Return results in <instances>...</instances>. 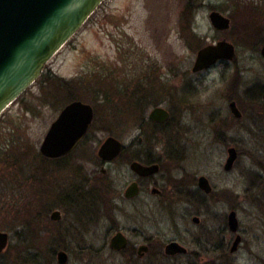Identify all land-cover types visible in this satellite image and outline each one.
Masks as SVG:
<instances>
[{
  "label": "rangeland",
  "instance_id": "374dc122",
  "mask_svg": "<svg viewBox=\"0 0 264 264\" xmlns=\"http://www.w3.org/2000/svg\"><path fill=\"white\" fill-rule=\"evenodd\" d=\"M212 9L230 18L229 30L211 25L207 15ZM84 22L43 65L34 83L0 114V231L9 234L0 264H57L52 251L61 246L69 255L66 264H127L120 254L100 249L104 236L99 222L89 223L84 243L73 234L62 242L40 239L38 247L21 238L32 230L26 221L27 211H32L28 205L41 224L50 227L45 212L34 208L35 179L68 188L83 177L102 178L97 145L112 135L129 146L137 134L140 110L130 111L115 91L125 87L127 94L140 83L151 86L154 100L145 116L155 104L171 111L172 120L160 133L178 159L169 173L184 183L181 199L156 208L142 227L161 239L182 238L188 253L149 254L130 264H264V108L262 94L257 100L247 94L249 87L264 86V59L259 55L264 45L259 44L264 40V0H102ZM222 38L234 45V58L192 71L198 47ZM59 77L73 82L75 94L97 112L83 142L69 157L55 161L45 159L38 148L68 103ZM105 92L109 101L102 100ZM230 100L237 102L241 118L231 114ZM230 146L237 158L232 169L224 171ZM104 167L116 187L124 188L130 180L123 158ZM199 175L208 178L210 195L196 192ZM231 210L238 221L236 233L226 223ZM196 214L200 225L192 221ZM118 218L124 227L139 224L134 217ZM61 221L59 228L68 223L64 217ZM198 232L203 235L199 245L194 240ZM236 234L240 242L231 252ZM82 244L93 248L81 254ZM98 248L102 251L96 252Z\"/></svg>",
  "mask_w": 264,
  "mask_h": 264
},
{
  "label": "water",
  "instance_id": "95a60500",
  "mask_svg": "<svg viewBox=\"0 0 264 264\" xmlns=\"http://www.w3.org/2000/svg\"><path fill=\"white\" fill-rule=\"evenodd\" d=\"M102 0H0V114L17 97L41 75L43 68L57 51L66 43L84 21L101 4ZM212 25L218 30H225L230 26V19L217 10L208 15ZM235 54L234 45L226 40L218 41L201 47L197 51L192 71L206 69L221 59L231 60ZM264 59V45L260 47V54ZM264 103V93L261 96ZM231 112L241 117L235 102L230 103ZM93 107L82 100H72L64 105L55 120L48 127L38 148L40 153L49 158H56L68 154L86 135L93 118ZM169 113L161 106L152 108L148 118L155 122H164ZM122 142L112 135H108L98 145L97 156L103 160H111L119 154ZM237 151L233 146L227 148V158L223 165L224 171L231 170ZM131 168L145 174L155 171L157 167H145L133 162ZM206 192L210 186L204 175L197 182ZM135 191L134 184L128 187L126 195ZM58 217V212L51 214ZM194 222L198 217L192 218ZM227 223L232 231H237L238 221L236 213L231 210ZM121 233L115 234L110 240V247L119 250L125 246L126 240ZM9 234L0 231V254L6 249ZM240 241L237 235L232 243L234 251ZM165 247L166 255L184 253L186 248L177 242H170ZM175 256V255H174ZM67 254L57 253V263L64 264Z\"/></svg>",
  "mask_w": 264,
  "mask_h": 264
},
{
  "label": "flooded vegetation",
  "instance_id": "af4514ba",
  "mask_svg": "<svg viewBox=\"0 0 264 264\" xmlns=\"http://www.w3.org/2000/svg\"><path fill=\"white\" fill-rule=\"evenodd\" d=\"M213 10L216 9H212L211 11ZM230 27H231V20H230V26L225 30H218L215 27L214 28L218 31H227L230 29ZM223 39L226 40V38H222L220 40H217L215 43ZM215 43H210V44H215ZM206 45H203L201 47H204ZM201 47H198V50L201 49ZM221 60H228V58ZM263 93L264 90L262 92V95ZM231 102H235L236 107L238 108L237 102L235 100L229 101L228 103L229 108ZM144 104L145 103L143 102L141 103L138 102L137 103L138 106L136 107L142 113H144L147 107L150 106L147 105V103L145 105ZM262 104H263L262 107L264 108L263 101ZM156 106H161L167 110V112L169 113V117L166 121L155 122L148 118V114L150 110ZM150 110L149 112H147L146 116L144 113V115L140 117L141 119L139 120V122H137L135 128L137 134H135L134 138L131 139V143L128 144L129 145L128 147L123 145L122 143L121 144L122 147L119 154L116 155L111 160H103L99 156H96L99 158L101 163V165L99 166L100 167L99 172H101V174L103 175L101 176L102 178L93 175L90 179L86 177L83 178L80 177L81 181L77 183V185H73L68 188L64 186L52 187L50 180L46 179L48 181L47 182L43 178L41 180L40 178L35 179V185L37 186L36 189L38 190L35 192L34 208L37 209V211L45 212L43 218H45V220H48V223L50 224L49 227L50 229H49L47 226H45L44 223L42 225L41 224L42 219H40L39 216L38 217L36 216V227L34 233L38 237L37 238L38 240L40 239L50 240L53 237L54 239H57L58 241L62 242L65 241V237L67 235L73 234L75 235V237H77V240H81V242L84 243L86 241H84L83 239L85 238L84 235H86L87 233L89 223L92 222L98 224L99 222V224L102 223L101 229H103V236H104L103 238L104 245L100 249L107 248L112 254L114 253L120 254L124 262H126L127 264L144 260L145 257H147L149 254L150 255L164 254L165 256H170V255H166L165 247H164L170 242H177L182 246H184L183 243L184 240L182 238L173 237L169 239H161L160 237H158L159 235H148L147 229L142 227L143 222L151 220L153 211L156 208L177 203L178 200L181 199L180 197H182L181 188L184 186V183L181 184L180 179H179L180 181L175 180L174 178H172L171 174L169 173V170L171 171L172 168L178 166L177 165L178 159L177 157L173 156L172 149H169V146L166 143L167 140L163 137L162 133H160L162 132V130L167 128L166 126H168V121L170 122L172 120L171 111L169 108L167 109L166 107L160 104H155L151 106ZM229 110L231 112V109ZM238 110L240 111L242 117L241 109L238 108ZM93 111H94L93 118L86 132V135L90 130L91 125L95 118L94 107H93ZM231 114L233 115L232 112ZM233 117L236 119L241 118V117H236L234 115ZM86 135H84V137L78 142L75 148L66 155L56 158H49L43 155L42 156L45 159H51L55 161L62 159L64 160L67 157H69L70 154L73 151H75L77 146H79L83 142ZM162 140L163 142L160 143V141ZM102 141L99 143V145L102 143ZM159 146H161V149L157 151L158 149L157 147ZM98 147L96 149V155H98L97 154ZM168 154H171L170 158H168ZM118 158H123L125 162L128 163V167L131 174L130 180L124 183L123 185L124 188H122V186L116 187L114 184L111 183V181L108 178V170L106 167H104L105 165L112 163L115 159ZM167 158L170 161L172 160V158H176V161L170 162L169 160L167 161ZM133 162H137L139 163V165L145 167H150L155 165L157 169L155 171H150L145 174L142 173L139 174V172L131 168L130 164H132ZM168 162H170V164ZM63 172L64 170L60 171V173ZM55 173H58V171L57 170L50 171L48 176L53 177ZM94 173L95 172H93V174ZM200 176L201 175L196 177V182H195L196 192L202 195L203 194L210 195L213 188L208 178L205 176L208 180V185L210 186L211 190L209 192H206L205 190H202V188H200L199 184L197 183L198 178ZM44 181L48 183L47 189L44 188ZM83 183H86L85 186L83 185ZM40 184L42 185L39 186ZM132 184H134L135 191L133 193H130L132 195L127 196L126 193L128 187ZM125 204L129 205V207H125ZM54 211L58 212L57 218L51 217V214ZM120 215L125 217H134L137 222L139 221V224L138 225L135 224L134 226H132V228L124 227L121 225L119 221L118 217ZM194 216L198 217V221L197 222H194L193 220L192 221L194 222V224L200 225L201 217L198 214ZM194 216H192V218ZM63 217L65 219L67 218L68 223L66 224V226L63 227L60 226L59 228L57 227V225L62 224L61 220H63ZM229 230L232 233L237 232V231L236 232L232 231L230 228ZM117 233H121L124 236L123 238H125L126 240L125 246L119 250L112 249L110 247V240ZM181 233L185 234L184 232ZM195 235L196 238L194 240L197 242V245H199L201 239L203 238V235H201V233L199 232ZM237 235L239 234H236L235 237ZM132 238L135 239L136 241L131 242ZM61 247L62 248H58V249L54 248V250L52 251L56 258V263H57V253L59 251L65 252L69 257L68 252L64 249L65 246H61ZM89 247H91V249L93 248L92 245L91 246H88L86 244L78 245L79 248L78 252L82 254L83 252H86V250H88ZM184 247L186 248V252L184 253L179 252V253H175L174 255L187 254L188 248L186 246ZM231 247H230V251H231ZM100 249L99 248L96 249L97 250L96 252H99ZM101 251L102 250H100V252ZM66 263L67 262L65 261L64 264Z\"/></svg>",
  "mask_w": 264,
  "mask_h": 264
},
{
  "label": "trees",
  "instance_id": "16d2710c",
  "mask_svg": "<svg viewBox=\"0 0 264 264\" xmlns=\"http://www.w3.org/2000/svg\"><path fill=\"white\" fill-rule=\"evenodd\" d=\"M259 33H261V32H259ZM262 39H263V37H262ZM262 42H264V40H261V42H259V44H263ZM58 81L61 83V86H63L67 90V95L69 96L68 102L71 101V100H74V99H80V100L83 99L82 96L75 94L76 89L72 88L73 87L72 86L73 82L65 81L61 77H59ZM146 85L145 84L142 85L140 83L138 86H135L131 92H128L127 94H126L127 90L125 89V87L117 89L115 91V93L120 94L121 97L124 98V104L128 105L127 108L129 107V110L130 111H134V113H135V111L137 112V108L136 107L138 106L137 105L138 102L139 103L143 102L145 104L147 103V105H152L153 104V101H154L153 98H152L153 94L150 92L151 91V86L149 88V85L148 86H146ZM263 90H264V86H262V85L259 86V84L255 85V86H252V87H249V89L247 91L248 97H250V99H253V100L260 99V96H261ZM106 99L109 101L110 95H107L106 92H105L104 95L102 96V100L104 101ZM259 103L261 104V102H259ZM261 108H263V107H261ZM95 111L97 112L96 107H95ZM138 115L140 117H142L144 115V113L139 111ZM39 157H41V156L39 155ZM29 207H31L32 211H30V210L27 211V219L28 220L26 219V221L31 224L30 225L28 223L27 226L29 225L30 229H32V230H30V232H29L30 235H28V237H22L21 239L24 240V241L26 239H28V241L33 243L34 246L36 245V247H38L37 244L39 243L40 240L37 239L38 237L34 233V230H35V227H36V216L34 215V212H33V206L28 205V208ZM5 253H6V251H5ZM0 255H2V254H0ZM2 257H4V256H2Z\"/></svg>",
  "mask_w": 264,
  "mask_h": 264
}]
</instances>
